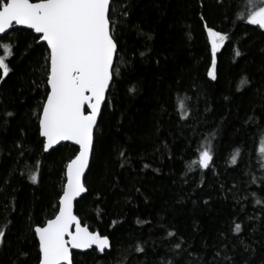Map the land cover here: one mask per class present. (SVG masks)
I'll return each mask as SVG.
<instances>
[{
	"label": "trees",
	"instance_id": "1",
	"mask_svg": "<svg viewBox=\"0 0 264 264\" xmlns=\"http://www.w3.org/2000/svg\"><path fill=\"white\" fill-rule=\"evenodd\" d=\"M247 3L113 0L114 82L94 133L89 192L75 204L81 224L111 247L74 253L75 264H213L216 251L241 259L245 245L262 264L264 31L242 20ZM205 24L230 38L217 53L215 81ZM27 33L10 58L14 72L0 82V264H36L33 229L54 218L76 154L70 145L43 151L38 114L47 88L41 49L26 47ZM205 146L209 169L198 164ZM176 243L186 250L179 256Z\"/></svg>",
	"mask_w": 264,
	"mask_h": 264
},
{
	"label": "snow or ice",
	"instance_id": "2",
	"mask_svg": "<svg viewBox=\"0 0 264 264\" xmlns=\"http://www.w3.org/2000/svg\"><path fill=\"white\" fill-rule=\"evenodd\" d=\"M112 3L113 0H0V49L3 51L0 55V82H6L14 72L10 58L15 55L14 48H17L24 30H29L25 45L33 51L37 47L41 49L43 83L47 88L38 114L43 151L49 152L64 141L78 146L74 158L66 165V183L58 198L54 218L33 229L38 240L36 264H75L74 249L104 253L111 247L107 236L81 225L73 212V205L78 197L89 192L84 178L90 168V159L95 156L94 130L98 119L102 118V107L107 106V94L114 82L113 62L118 52V40L114 35ZM245 12L242 20L264 31V0H248ZM124 14L127 15V11ZM201 19H204L203 15ZM204 27L211 58L207 75L215 81L217 53L230 38L207 24ZM5 40L10 42L4 43ZM235 55L240 56V51L237 50ZM241 84L246 85L247 79ZM6 116L12 117L14 113L7 112ZM16 147L22 145L17 143ZM260 152L264 153V146ZM212 162L210 147L199 150L201 168L209 169ZM232 162L236 163L235 156ZM31 180L35 183L37 176L31 175ZM241 231V224L235 223L233 232L239 234ZM168 235L175 234L169 232ZM5 239V231L0 230V244ZM175 249L177 256L186 251L182 250L180 243L175 244ZM137 251L143 252L144 249L138 246ZM255 251L251 245H245L243 253L248 255L241 253L239 260L227 252L221 257V252L216 251L213 264H220L221 259L227 264H255L252 259ZM21 255L27 257L28 253L22 251ZM20 264H28L27 259Z\"/></svg>",
	"mask_w": 264,
	"mask_h": 264
},
{
	"label": "water",
	"instance_id": "3",
	"mask_svg": "<svg viewBox=\"0 0 264 264\" xmlns=\"http://www.w3.org/2000/svg\"><path fill=\"white\" fill-rule=\"evenodd\" d=\"M29 31V30H28ZM208 41H209V38H208ZM209 45H210V43H209ZM114 63V62H113ZM103 108V107H102ZM99 120V119H98ZM39 124V123H38ZM96 130V129H95ZM95 130H94V133H95ZM40 139H42V141H43V137H40ZM61 145H70V146H73V147H75L76 149L78 148V146H76V145H73L71 142H67V141H64V142H61V144L60 145H57V146H55V148L54 149H56L57 147H59V146H61ZM51 150H49V152H50ZM45 153H48V152H45ZM90 162H91V159H90ZM65 170H66V168H65ZM87 173H88V170L86 171V173H85V177H86V175H87ZM85 179V178H84ZM65 183H66V175H65ZM65 183H64V185H65ZM86 194V193H85ZM85 194H82V196L83 195H85ZM81 196V197H82ZM81 197H78L77 198V200L76 201H74V205H73V212H74V214H75V204L77 203V201H79L80 199H81ZM76 215V214H75ZM78 218V217H77ZM79 219V218H78ZM82 225V224H81ZM83 226V225H82ZM83 227H87V226H83ZM88 228V227H87ZM73 230H74V226H73ZM90 231V230H89ZM96 233H98V232H96ZM36 241H37V243H38V240L36 239ZM110 249H106L105 250V252H108ZM88 251H91L90 249L89 250H79V249H74L73 250V254L74 253H78V254H82V253H85V252H88Z\"/></svg>",
	"mask_w": 264,
	"mask_h": 264
},
{
	"label": "rangeland",
	"instance_id": "4",
	"mask_svg": "<svg viewBox=\"0 0 264 264\" xmlns=\"http://www.w3.org/2000/svg\"><path fill=\"white\" fill-rule=\"evenodd\" d=\"M261 146H264V139H263V142H261ZM261 146H260V148H261Z\"/></svg>",
	"mask_w": 264,
	"mask_h": 264
}]
</instances>
